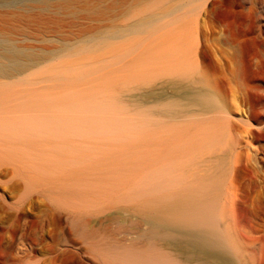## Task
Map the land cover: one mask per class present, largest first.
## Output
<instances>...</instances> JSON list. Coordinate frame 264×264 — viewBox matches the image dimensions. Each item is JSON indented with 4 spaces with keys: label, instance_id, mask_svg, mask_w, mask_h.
Here are the masks:
<instances>
[{
    "label": "rangeland",
    "instance_id": "obj_1",
    "mask_svg": "<svg viewBox=\"0 0 264 264\" xmlns=\"http://www.w3.org/2000/svg\"><path fill=\"white\" fill-rule=\"evenodd\" d=\"M0 38V264H198L146 237L181 192L264 264V0H0Z\"/></svg>",
    "mask_w": 264,
    "mask_h": 264
},
{
    "label": "bare ground",
    "instance_id": "obj_2",
    "mask_svg": "<svg viewBox=\"0 0 264 264\" xmlns=\"http://www.w3.org/2000/svg\"><path fill=\"white\" fill-rule=\"evenodd\" d=\"M177 10L178 8H174L168 13H152L128 26H114L103 34L91 37L84 49L103 45L110 38H118L135 31H141L151 23L157 22ZM23 55L24 53L21 49L7 45V42L0 38V73L4 77L11 78L28 71L30 67L25 68L26 64L23 61ZM4 60H7V63ZM213 101L211 95L205 89H201L198 92V97L193 99L194 104L205 108L211 106ZM175 105L184 107L183 104L174 103ZM172 106L173 104L171 106L169 104L167 108L170 109ZM166 111L170 112V110ZM195 175H199V173ZM178 188L181 191L187 190L186 185ZM181 193H184L183 196L177 197L172 202H169L167 198H163L161 212L155 215H147L146 222L150 225V230L146 233V237L149 240L151 252L157 254L163 252V250L157 248L156 241H160L162 247L171 248L174 253L181 255L185 260L192 263L231 264L223 254L229 246L228 238L225 237L219 222L206 216L204 198L188 195L185 192ZM146 251L150 253L148 249ZM146 262L148 264H169L170 261L162 258H148Z\"/></svg>",
    "mask_w": 264,
    "mask_h": 264
}]
</instances>
